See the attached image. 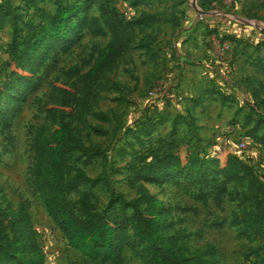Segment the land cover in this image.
Masks as SVG:
<instances>
[{
	"label": "rangeland",
	"instance_id": "obj_1",
	"mask_svg": "<svg viewBox=\"0 0 264 264\" xmlns=\"http://www.w3.org/2000/svg\"><path fill=\"white\" fill-rule=\"evenodd\" d=\"M59 1L79 8L72 22H84L60 47L40 45L11 77L57 0H0V89L7 90L0 97V210L11 215L24 206L43 264H96L71 248L46 214L31 185V145L38 130L54 129L46 112L55 106L53 88L88 71L113 36L118 58L93 87L79 121L69 119L79 141L71 163L84 174L96 214L133 213L126 204L136 196L126 177L142 158L218 159L223 135L230 144L248 136L250 166L264 186V0H229L205 13L199 0ZM71 69L77 71L68 81ZM199 178L183 173L143 182L161 202L169 234H183L189 251L213 249L216 264H264V239L234 225L252 207L246 184L230 183L217 197L218 183ZM121 236L122 264H141L131 232Z\"/></svg>",
	"mask_w": 264,
	"mask_h": 264
},
{
	"label": "trees",
	"instance_id": "obj_2",
	"mask_svg": "<svg viewBox=\"0 0 264 264\" xmlns=\"http://www.w3.org/2000/svg\"><path fill=\"white\" fill-rule=\"evenodd\" d=\"M225 1L229 0H199L200 9L204 13L212 8L221 10ZM59 2L57 0L55 13L48 17L46 26H42L34 42L27 45L11 77L18 76L21 64L40 45L42 49L60 47V42L84 22L82 19L71 21L79 8ZM211 35L218 38L216 31H211ZM218 39L221 44H226L224 39ZM119 53L120 42L113 36L111 42L98 51L88 71L75 76L77 82L60 83L53 88L55 106L47 108L46 112L55 121L54 129L50 135L38 130L32 141V188L69 246L96 264H122V252L127 242L121 232L129 230L132 252L141 264H216L213 249L189 251L183 234H169L161 202L143 185L145 180L158 181L183 173L199 176V184L218 183L219 187L212 188L217 197L226 185L245 183L247 189L243 195L252 202V207L241 218H236L234 225H242L243 233L249 236L264 239V186L251 166L230 156L210 160L162 154L149 162L148 158H142L137 165L130 166L126 177L127 187L136 196L134 202L126 204V207L133 208V213L98 215L92 210L89 197L83 190L87 183L84 174L74 169L71 163V152L79 147V141L69 119L79 121L86 110L90 92ZM76 71L70 70L68 81ZM6 91L5 87L0 89V97ZM27 226L28 215L22 204L11 215L0 210V264L44 263L35 236ZM217 227L220 228L221 224ZM251 254L258 255L256 251Z\"/></svg>",
	"mask_w": 264,
	"mask_h": 264
},
{
	"label": "built area",
	"instance_id": "obj_3",
	"mask_svg": "<svg viewBox=\"0 0 264 264\" xmlns=\"http://www.w3.org/2000/svg\"><path fill=\"white\" fill-rule=\"evenodd\" d=\"M226 2V1H225ZM224 2V3H225ZM126 20L129 19L130 14L124 12ZM221 147L219 148L220 156H230L242 160L245 164L250 166L251 155L249 152L250 141L244 135L236 136L234 143L230 144V138L227 135H223L220 140Z\"/></svg>",
	"mask_w": 264,
	"mask_h": 264
},
{
	"label": "crops",
	"instance_id": "obj_4",
	"mask_svg": "<svg viewBox=\"0 0 264 264\" xmlns=\"http://www.w3.org/2000/svg\"><path fill=\"white\" fill-rule=\"evenodd\" d=\"M179 52V51H178ZM182 57H184V58H187L188 59V57H186V56H182L181 55V52L179 53V59H181Z\"/></svg>",
	"mask_w": 264,
	"mask_h": 264
}]
</instances>
